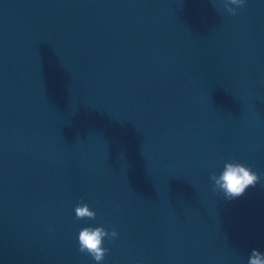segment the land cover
<instances>
[{"label": "water", "instance_id": "water-1", "mask_svg": "<svg viewBox=\"0 0 264 264\" xmlns=\"http://www.w3.org/2000/svg\"><path fill=\"white\" fill-rule=\"evenodd\" d=\"M0 0V264L264 254V0ZM260 175L235 200L212 174ZM88 204L95 219L77 220Z\"/></svg>", "mask_w": 264, "mask_h": 264}, {"label": "clouds", "instance_id": "clouds-1", "mask_svg": "<svg viewBox=\"0 0 264 264\" xmlns=\"http://www.w3.org/2000/svg\"><path fill=\"white\" fill-rule=\"evenodd\" d=\"M224 8L232 15H236V8H243L245 0H224ZM235 5L236 8L230 7ZM210 180L214 182L213 192H221L227 200H235L245 194L249 187H255L260 175L252 170L251 166L235 160L225 163L219 176L212 174ZM77 220L95 219L96 213L90 210L88 204L82 201L74 209ZM115 230L108 232L103 227H84L81 229L78 242L79 251L89 255L96 264H102L109 249L103 247V241H111L117 237ZM248 264H264V254L253 249L248 258Z\"/></svg>", "mask_w": 264, "mask_h": 264}]
</instances>
